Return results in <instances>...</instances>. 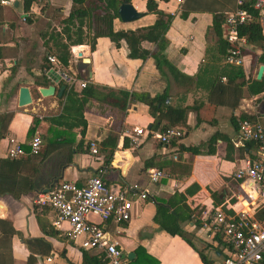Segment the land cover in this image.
I'll return each instance as SVG.
<instances>
[{
  "label": "crops",
  "instance_id": "crops-1",
  "mask_svg": "<svg viewBox=\"0 0 264 264\" xmlns=\"http://www.w3.org/2000/svg\"><path fill=\"white\" fill-rule=\"evenodd\" d=\"M14 1L10 5L0 4V116L11 113L5 136L0 139V158L6 157L10 137L28 150L31 136L27 129L35 117L33 133H38L41 140L72 135V146L78 148L69 161L63 147L48 153L40 164L39 177L51 183L56 179V183L67 181L83 186L88 177L99 175L108 186L128 191L127 197L132 201L128 219L116 222L111 218L102 223L127 264H203L198 253L207 264H221L226 247L219 236L209 235L201 227V220L217 206L225 208L245 197L248 184L237 180L234 172L252 148L238 142L239 120H256L264 132V91L255 95L247 92L260 65V49L244 39L243 63L226 64L216 51L214 35L209 31L214 14L226 16L236 9L237 0H184L178 8L171 0H155L158 9L173 16L165 32L167 45L162 53L179 72L178 83L165 68L162 72L158 70L152 58H128L123 41L115 47L102 36L95 39L92 49L86 38L80 44L70 45L64 71L90 85L81 108L85 121L82 133L79 125L69 129L63 123L49 122L61 113L67 85L50 70L46 57L55 58L60 53L59 47L67 44L63 30L64 20L72 9L71 1L32 0L27 10L21 0H17V5ZM129 3L142 15L130 22L114 19L115 30L152 24L155 16L146 13L145 0ZM69 29L72 32L74 27ZM141 45L146 49L151 47L148 42ZM45 66L49 68L46 70ZM230 70L240 71V76L230 74L232 81L225 89V72ZM214 80L224 86L223 92L208 102L207 94ZM240 82L239 90H233V85ZM22 86L28 89L31 98L26 106L17 105L18 89ZM47 86H53V93L42 96L38 90ZM120 92L127 93L126 99ZM163 92L165 104L186 109L184 124L175 126L183 130L182 137L165 145L152 133L161 130L166 120L162 119L154 128L145 101L130 97L132 93L153 97ZM76 110L74 106L71 112L76 115ZM68 120V123L77 121ZM133 128L145 131L137 147L129 145ZM213 135L217 136L216 140L208 143ZM90 141L96 143V154L89 151ZM185 147L197 151L192 153ZM150 169L162 170L165 177L150 182ZM132 186L137 193L146 190L147 197L138 199L132 195L127 189ZM35 192L28 191L18 198L0 195V219L8 221L13 229L9 237L0 232V263L27 264L31 255L34 262L30 264H82L84 249L67 237L66 223L52 224L50 209L34 207ZM169 199L173 208L161 211L158 217L170 219L171 211L175 212L173 219L180 228V233L175 235L154 221L157 205H165ZM89 219L99 223L98 218ZM166 225L172 227L173 222ZM44 230L54 234H46ZM25 239L36 241L27 247Z\"/></svg>",
  "mask_w": 264,
  "mask_h": 264
},
{
  "label": "built area",
  "instance_id": "built-area-1",
  "mask_svg": "<svg viewBox=\"0 0 264 264\" xmlns=\"http://www.w3.org/2000/svg\"><path fill=\"white\" fill-rule=\"evenodd\" d=\"M12 0H0L1 5H10ZM177 8L184 0H171ZM244 0H237V7L228 13L222 24V38L228 47L224 62L231 65L243 63L241 44L244 38L237 35L236 29L247 21L245 11L239 6ZM251 7L256 11L260 28L264 31V0H252ZM50 63V70L71 89H82L87 82L69 74L58 65L51 55L46 57ZM142 128H133L129 135V145L137 147L141 143ZM183 130L175 126H167L153 132L152 136L162 145L179 140ZM237 138L242 145L249 144L252 151L240 160V165L234 172V177L248 184L245 197H240L237 204L230 205V211H223L217 206L204 214L201 227L209 234L219 236L226 247L225 256L221 264H257L264 254V132L261 124L256 120L240 119L237 124ZM25 151L19 141L10 137L5 151L7 158L15 159L28 155H38L42 144L38 133H33L27 142ZM89 151L97 153L96 143H88ZM150 182H157L165 177L159 169L148 170ZM138 199L147 197V191H135V186L127 188ZM127 190L108 186L99 175L86 179L83 186L72 182L60 181L51 188L36 191L33 205L37 209L48 208L53 213L52 224L59 226L67 224L66 235L78 243L84 250H96L101 254V262L109 264H127L126 258L117 247L111 235L102 223L113 219L116 222L126 221L132 201L127 197ZM98 218L99 223L89 218ZM49 261V258H46Z\"/></svg>",
  "mask_w": 264,
  "mask_h": 264
},
{
  "label": "trees",
  "instance_id": "trees-1",
  "mask_svg": "<svg viewBox=\"0 0 264 264\" xmlns=\"http://www.w3.org/2000/svg\"><path fill=\"white\" fill-rule=\"evenodd\" d=\"M23 8L25 10L28 9V6L32 0H21ZM72 3V9L69 15L64 20L65 29L64 34L66 37L67 44L61 45L59 47L60 53L55 57L56 62L63 69L68 63L69 58V46L76 45L82 43L84 39L88 42L90 49L94 47V42L97 37H106L109 41L117 47L120 41H123L127 48V57L128 58H137L144 60L146 58H152L155 67L163 71V68L167 70V73L171 76V78L178 83L179 72L164 58L163 49L167 45V40L165 38V32L171 22L172 15L157 8V4L155 0H145V11L146 13L153 14L155 16L152 24L140 27L136 29H118L115 30L113 28V20L118 18L117 8L121 3H129L130 0H70ZM252 0H244L243 4L239 7L242 8L246 15L247 21L241 25H239L236 29L237 35L239 37H244L245 41L249 44H252L260 49V55L258 57V63L264 65V33L260 28L258 23V16L256 11L251 7ZM184 16V15H182ZM224 17L222 14H214L211 26L209 31L212 32L215 38V49L223 58L226 54L227 43L222 39V24ZM74 27V30L71 32L69 28ZM142 42L150 43V49H146L142 47ZM49 63V62H48ZM50 64V63H49ZM46 70L49 66L44 67ZM227 75V86L230 85L231 75L233 77L240 76V71L230 70V73H226ZM182 76V75H181ZM185 77V76H184ZM190 79V78H188ZM240 83H235L232 89L239 90ZM90 85H87L82 88L79 92L73 91L71 88L66 86V96L65 101L62 106L61 113L54 118L49 120L50 123L55 125H60L63 123L65 127L71 129L72 127L78 126L80 127V133L83 132L85 127V121L82 118L81 108L82 103L84 101V97L88 93V89ZM224 86L220 84L217 80H214L207 94V101H211L214 99L216 94H221L223 92ZM264 91V71L262 77L259 80L252 79L250 84L248 85L247 92L250 95H255ZM120 94L124 95L126 99L127 93L120 92ZM131 99L137 101H145L149 108V114L153 116V126L157 128L160 121L162 119L166 120V123L162 125V129L167 126H176L179 124H184L185 118V108H177L171 105H167L164 103L166 98V93L163 92L161 94L154 95L153 97H149L147 95L137 96L132 93L130 95ZM142 97V100H140ZM218 98V97H217ZM217 103V102H216ZM76 107V115H74L71 110L72 107ZM125 104L121 106L124 108ZM11 117V113H4L0 116V139L5 136L6 125ZM68 118L76 119V123L71 122L68 123ZM66 119V121H65ZM198 121V118H196ZM37 123V118L33 117L32 123L27 129V133L32 136L35 125ZM48 138L43 137L41 140L42 144H44L41 152L38 155H28L25 158H0V195L8 194L13 198H18L21 194L26 193L28 191H41L43 189L51 188L54 184H52L49 180H43L39 177L40 164L45 156L55 151L61 147L64 148L66 153V159L70 160V156L72 153L78 151L77 146H72L74 144L73 136L70 138L61 137L58 138ZM217 136L213 135L208 140V143L214 142ZM249 144H245L247 147ZM186 150L196 153V148L194 147H185ZM59 167H62V164H59ZM237 204L239 207V203L234 201L229 205H226L225 208H220L223 211L231 212L230 205ZM173 208V202L167 200L165 205H157L156 214L154 216V221L167 233L171 235L179 234L180 228L176 223L177 220L173 219L175 212L172 210L169 217H164L161 220L158 215L161 211L164 212L165 209ZM264 207L259 210V214H263ZM168 221L173 222L172 227H168L166 224ZM0 232L2 235L9 237L13 233V229L10 226V223L6 220L0 219ZM46 234L53 235L54 232H50L48 230H44ZM7 233V235H6ZM31 241L25 239L23 242L27 247L30 246ZM38 241V240H37ZM200 260L203 264H207L204 256L198 253ZM82 256V264H102L100 258L101 254H89L87 250H81ZM264 261V254L262 255V259L260 262ZM34 262V258L30 255L27 258V264ZM2 264V263H0Z\"/></svg>",
  "mask_w": 264,
  "mask_h": 264
},
{
  "label": "water",
  "instance_id": "water-1",
  "mask_svg": "<svg viewBox=\"0 0 264 264\" xmlns=\"http://www.w3.org/2000/svg\"><path fill=\"white\" fill-rule=\"evenodd\" d=\"M17 0L14 1V5H17ZM117 15L118 18L122 22H130L137 18H139L142 13L136 11L130 3H121L117 8ZM264 66L260 64L256 70L255 79L259 80L263 74ZM63 89V86L60 87V91ZM53 86H47L44 88H39V93L42 96H48L53 93ZM31 98L28 89L25 86H22L18 89V95H17V105L18 106H26L30 104ZM56 183V179L52 181V184ZM46 190V189H45Z\"/></svg>",
  "mask_w": 264,
  "mask_h": 264
}]
</instances>
